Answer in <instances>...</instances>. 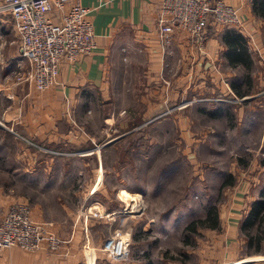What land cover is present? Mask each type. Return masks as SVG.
<instances>
[{"label": "crops", "instance_id": "0c3cea01", "mask_svg": "<svg viewBox=\"0 0 264 264\" xmlns=\"http://www.w3.org/2000/svg\"><path fill=\"white\" fill-rule=\"evenodd\" d=\"M79 1L91 8L90 19L95 28L97 47L91 54L79 56L73 62L62 58L56 82L45 91H38L30 82L21 79L29 62L21 55L12 15L3 9V0H0V132L8 131L13 138L27 142L24 143L27 147L24 144L19 147L16 156L26 165L24 171L28 178L61 176L70 170L80 175L82 171L68 167L66 161L69 160L72 165L77 159L82 160L81 168L86 169L87 175L95 176L106 171L109 151L122 138L116 132L119 126H124L117 117L123 109L117 113L113 104L121 93L137 90L136 84L124 85L123 75L129 70L130 74L142 72L145 76L142 94L136 92L134 96L129 95L130 100L126 102L130 103L129 108L135 115L131 116L135 124L132 129L149 118L159 106L170 104L177 96H185L188 90L205 87L209 94L225 95L229 101L226 105L230 117L233 115L238 123L244 121L240 138L248 144L247 148L258 150L264 147V17L253 13L252 0H224L238 12L236 28L247 40L253 68L258 69L256 73L251 71L252 89L240 97L228 82L232 75L230 71L235 68L221 57L224 44L220 35L225 26H210L209 37L202 47L189 43L180 29L174 31L171 43L164 45L155 26L160 0ZM51 13L58 21L60 13L57 10ZM115 63L120 66L118 70ZM169 70L172 75L164 78ZM87 104L92 109L87 108ZM138 107L142 109L137 112ZM220 111L218 107V113ZM114 114H117L116 120ZM187 114L188 109L180 110L174 118L188 121ZM67 148H75L80 154H64ZM260 151L255 152V156H264V151ZM261 162L262 165H259L251 160L247 181L244 180L240 188L227 191V201L218 209V218L225 231L223 235L226 240L231 238L229 245L232 248L229 246L228 250L232 252L226 264H264V253L248 254L243 258L237 254L246 241L245 236L238 235L240 222L251 201L262 190L256 191L255 186L260 177L264 178V162ZM82 190L85 199L95 198L100 191L108 204L112 201L107 197L110 190L106 184L97 182ZM5 202L0 196V217L6 210ZM97 203L101 206L105 204ZM61 207L65 211L63 204ZM30 208L31 218L64 242L60 248L50 251L43 247L28 253L2 249L0 264L117 263L102 244L92 243V232L89 230L92 219L89 217L95 215L89 214V211L72 217H45L39 203L32 202ZM114 211L104 212L109 223L114 218ZM118 221L124 226L126 219L119 218ZM89 249L94 255V262L92 253L89 259L86 255ZM102 258L107 262H103Z\"/></svg>", "mask_w": 264, "mask_h": 264}, {"label": "rangeland", "instance_id": "374dc122", "mask_svg": "<svg viewBox=\"0 0 264 264\" xmlns=\"http://www.w3.org/2000/svg\"><path fill=\"white\" fill-rule=\"evenodd\" d=\"M115 65L118 70L120 66ZM256 70L257 67L252 69L254 73ZM171 73L165 74L164 78L170 77ZM230 73L233 76L229 78L240 75L241 69L231 70ZM142 74H130L129 70L123 75L124 85L136 84L138 95L142 94L145 79ZM207 91L205 87L188 90L185 96H177L170 104L159 106L135 129H132L134 118L131 119L134 114L129 108L130 103L126 102L130 100L129 95L137 93H121L113 106L117 113L123 109L121 115L114 114L115 120L120 117L119 122L124 124L115 131L122 138L109 151L106 171L95 176L85 174L86 169L81 168L82 160L77 159L72 165L69 160L66 161L68 167L81 170L80 175L70 170L71 173L64 172L61 176L30 179L24 171L26 165L16 156L19 147L27 142L13 138L8 131L0 132V196L7 201L6 208L16 201H24L29 208L32 202L39 203L45 217H72L89 211V214L95 215L89 217L92 219L89 230L94 245L102 244L104 247L114 228L125 231L128 241L124 258L115 259L116 264H226L232 252L228 250L229 246L232 248L229 245L231 238L226 240L219 218L218 228L199 227L191 242H183L182 229L192 219L202 217L211 204H216L218 209L223 206L228 198L226 192L240 188L244 180L247 181L251 160L262 165L264 156H255V152L264 151V147L258 150L247 148L248 144L240 138L244 121L238 123L233 115L230 117L226 105L229 101L225 95L209 94ZM183 99L191 102L184 105ZM88 107L92 109V106ZM218 107L220 113L207 115L209 110ZM138 109L142 108L138 107L137 112ZM184 109H188V121L175 119L176 113ZM66 150L64 154H80L75 148ZM9 167L13 169L8 171ZM228 175L233 181L222 187ZM97 182L106 184L110 190L107 194L108 199H112L110 204L100 191L93 199L84 198L82 189ZM255 186L256 191L262 189L259 193H264V178L260 177ZM97 201L105 204L101 206ZM91 202L95 204H89ZM62 204L66 207L65 211ZM90 205L92 207L88 208ZM123 205H128L127 211H123ZM114 209V218L109 223L104 212ZM119 218L126 219L124 226L118 223ZM238 232V235L244 236ZM2 249L33 252L18 246ZM237 251L239 258L248 253H264H252L244 247ZM91 253L89 249L86 254L88 259ZM102 261L107 262L104 258Z\"/></svg>", "mask_w": 264, "mask_h": 264}, {"label": "built area", "instance_id": "2783aa9c", "mask_svg": "<svg viewBox=\"0 0 264 264\" xmlns=\"http://www.w3.org/2000/svg\"><path fill=\"white\" fill-rule=\"evenodd\" d=\"M2 7L12 15L21 55L29 62L21 79L38 91L56 82L62 58L73 62L97 47L91 8L79 0H3ZM54 10L60 13L58 21L51 13ZM238 22L237 10L224 0H160L155 26L164 45H169L174 31L180 29L189 43L202 47L210 26L237 27ZM181 101L184 105L191 102ZM127 209L128 205H123V211ZM127 241L125 231L114 228L104 250L113 260H122ZM63 242L32 220L31 208L24 201L9 205L0 217V250L18 246L26 251L42 247L50 251L60 248Z\"/></svg>", "mask_w": 264, "mask_h": 264}, {"label": "trees", "instance_id": "16d2710c", "mask_svg": "<svg viewBox=\"0 0 264 264\" xmlns=\"http://www.w3.org/2000/svg\"><path fill=\"white\" fill-rule=\"evenodd\" d=\"M251 7L253 13L264 17V0H252ZM220 40L224 44V49L221 52V57L224 58L226 63L235 69H241L240 75H235L229 79V87L234 93L240 97L251 88V71L254 67L253 57L250 54L247 40L244 35L236 27H225L220 35ZM218 109L213 108L207 112L209 116H215ZM13 169V168H12ZM11 167L8 168L12 170ZM233 181L231 175H228L226 180L222 182V187L230 184ZM218 207L216 204H211L202 217L192 219L183 226L182 236L183 242H191L193 235L198 232L197 229L201 228H218ZM264 193H259V196L252 200L249 209L242 217L239 225V231L246 237L243 245L247 251L252 253H261L264 241ZM251 254V253H248Z\"/></svg>", "mask_w": 264, "mask_h": 264}, {"label": "bare ground", "instance_id": "6f19581e", "mask_svg": "<svg viewBox=\"0 0 264 264\" xmlns=\"http://www.w3.org/2000/svg\"><path fill=\"white\" fill-rule=\"evenodd\" d=\"M127 200H129V199H127ZM130 201V200H129Z\"/></svg>", "mask_w": 264, "mask_h": 264}]
</instances>
